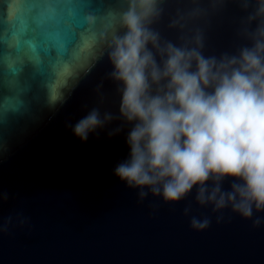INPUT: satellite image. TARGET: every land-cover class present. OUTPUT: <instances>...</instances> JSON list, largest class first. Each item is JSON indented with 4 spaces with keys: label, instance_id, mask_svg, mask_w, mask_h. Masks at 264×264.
Returning a JSON list of instances; mask_svg holds the SVG:
<instances>
[{
    "label": "water",
    "instance_id": "1",
    "mask_svg": "<svg viewBox=\"0 0 264 264\" xmlns=\"http://www.w3.org/2000/svg\"><path fill=\"white\" fill-rule=\"evenodd\" d=\"M255 6L164 0L153 26L176 42L179 30L169 24L180 14L188 29L202 30L205 55L235 53L251 43L241 28ZM125 7V0H54L41 31L24 0H0V192L8 194L0 196V264H264V223L254 227L228 209L217 224L211 207L195 202V189L179 202L151 193L141 202L139 190L114 174L130 158L131 125L110 136L122 124L114 121L87 142L69 127L93 107L118 114L108 43ZM193 9L200 10L195 18ZM86 13L96 18L90 28L78 26ZM72 28L75 55L54 73L32 65L42 35ZM189 204L194 215L212 217L209 229L190 227Z\"/></svg>",
    "mask_w": 264,
    "mask_h": 264
},
{
    "label": "clouds",
    "instance_id": "2",
    "mask_svg": "<svg viewBox=\"0 0 264 264\" xmlns=\"http://www.w3.org/2000/svg\"><path fill=\"white\" fill-rule=\"evenodd\" d=\"M125 2L108 43L118 114L93 107L69 127L87 142L91 133L114 121L122 124L110 136L131 125L130 158L114 174L139 190L141 202L149 193L179 202L195 189V202L210 206L217 224L230 209L259 227L264 223L255 216L264 212V0H238L245 10L256 5L241 28L251 43L219 56L205 55L202 30L188 29L183 15L169 24L179 30L177 41L162 36L153 25L164 14V0ZM199 12L188 15L195 18ZM95 22L86 13L78 26L90 28ZM77 48L75 28L49 31L39 38L32 65H47L54 73ZM102 88L103 83L97 91ZM0 196L8 199L7 193ZM183 215L195 231L212 226V217L194 215L191 204Z\"/></svg>",
    "mask_w": 264,
    "mask_h": 264
},
{
    "label": "snow or ice",
    "instance_id": "3",
    "mask_svg": "<svg viewBox=\"0 0 264 264\" xmlns=\"http://www.w3.org/2000/svg\"><path fill=\"white\" fill-rule=\"evenodd\" d=\"M53 2L54 0H24V3L32 8L33 16L42 21L41 31L47 27L46 24H43V21L46 18V6Z\"/></svg>",
    "mask_w": 264,
    "mask_h": 264
}]
</instances>
